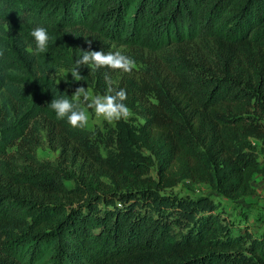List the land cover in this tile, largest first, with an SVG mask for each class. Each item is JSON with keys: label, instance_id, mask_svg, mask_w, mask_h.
<instances>
[{"label": "trees", "instance_id": "16d2710c", "mask_svg": "<svg viewBox=\"0 0 264 264\" xmlns=\"http://www.w3.org/2000/svg\"><path fill=\"white\" fill-rule=\"evenodd\" d=\"M38 26L52 37L42 53ZM101 49L135 66L85 65L80 84L124 89L166 170L204 178L218 164L226 196L252 193L263 171L235 149L245 126L229 109L254 97L264 115V0H0V264H264V230H235L201 195L121 180L98 128L56 117L54 96L73 97L54 75Z\"/></svg>", "mask_w": 264, "mask_h": 264}, {"label": "rangeland", "instance_id": "374dc122", "mask_svg": "<svg viewBox=\"0 0 264 264\" xmlns=\"http://www.w3.org/2000/svg\"><path fill=\"white\" fill-rule=\"evenodd\" d=\"M69 71L70 69H61L54 75V79L70 88L71 95L75 98V89L83 85L79 80H74ZM86 88L91 91L89 87ZM83 108L89 116V126L86 128L99 129L100 135L97 141L99 151L103 156L109 155L116 161L121 169V180H132L134 183L151 180L152 183H157L158 189L163 194L173 193L181 197L201 195L218 205V211L222 214L225 223L235 230L239 229L253 235L262 233L264 230V115L258 99L251 97L229 109L245 126L244 129L232 133L235 149L254 157L258 166L263 169L262 172L252 174L250 180L252 193L230 196L223 194L215 183L216 171L221 169L218 164L212 166L208 162L209 176L204 173V178L196 176L199 174L188 172L187 169L185 173L183 166L177 164L166 170L160 142H157L152 134L139 130L141 119L128 112L126 118L109 122L102 117L98 118L93 108L91 110ZM201 147L206 150L207 145L201 143ZM38 154L41 157L52 155L46 150H39ZM195 170L200 171V166L197 165ZM188 174L195 177L191 178ZM177 227L180 226L176 224L175 228Z\"/></svg>", "mask_w": 264, "mask_h": 264}, {"label": "clouds", "instance_id": "9594fccd", "mask_svg": "<svg viewBox=\"0 0 264 264\" xmlns=\"http://www.w3.org/2000/svg\"><path fill=\"white\" fill-rule=\"evenodd\" d=\"M31 37L35 42V52H46L52 40L48 30L43 26L35 27L31 30ZM88 67L100 68L108 66L113 69H121L129 72L135 66V62L121 51L105 52L104 50H84L75 60V66L70 68L74 80L83 79L80 68ZM124 89L114 91V93L93 94L84 86H79L74 91L73 99L68 96H54L49 102L51 109L55 111L58 119H67L73 127L84 128L89 126V116L85 108L81 107V102H85L88 107L94 109L98 118L113 122L121 118H126L129 112Z\"/></svg>", "mask_w": 264, "mask_h": 264}]
</instances>
